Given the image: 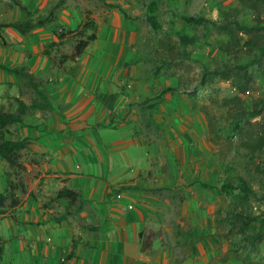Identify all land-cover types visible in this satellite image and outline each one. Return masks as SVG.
<instances>
[{"label": "crops", "instance_id": "crops-1", "mask_svg": "<svg viewBox=\"0 0 264 264\" xmlns=\"http://www.w3.org/2000/svg\"><path fill=\"white\" fill-rule=\"evenodd\" d=\"M20 1L32 11L47 0ZM54 6L60 28L76 33L81 25L72 18L78 12L81 17L80 9L71 0H58ZM129 9L134 11L132 6ZM110 12L101 7L88 15L103 17ZM9 13V21L24 19L17 5ZM129 18L113 23L117 30L112 38V23L98 25L95 40L103 38L110 46H93L87 52L90 42L76 61L61 58L55 64L50 51L44 52L56 41L48 27L28 35L12 27L0 30V65L31 73L51 104V109L30 110L22 123L2 129L5 138L26 141L19 159L25 169L11 176L16 203L0 215L2 264H57L68 253L71 257L65 264H172L160 241L162 208L169 201L159 198V190L114 192L111 188L122 183L151 186L139 183L148 150L124 121L129 107L120 88L122 66L131 56L129 46L138 30L137 22ZM32 92L28 102L25 95ZM35 97L26 77L0 67V109L14 112L17 98L29 104ZM183 137L179 140L192 143L191 137ZM10 169L0 158V193L5 191ZM62 187L79 191L81 198L72 205L55 198ZM201 232L190 256L195 264L212 257L211 240Z\"/></svg>", "mask_w": 264, "mask_h": 264}, {"label": "rangeland", "instance_id": "rangeland-1", "mask_svg": "<svg viewBox=\"0 0 264 264\" xmlns=\"http://www.w3.org/2000/svg\"><path fill=\"white\" fill-rule=\"evenodd\" d=\"M57 1L47 0L31 11V17L35 21L46 20L35 30L48 27L58 32L67 31L60 28L62 24L54 11L58 10L54 6ZM149 1L71 0V3L76 5L81 13V17L79 12L74 14L72 19L75 24L81 25L86 19H93L96 34L98 25L112 23L113 33L111 31L109 35L112 38L117 30L113 23L117 24L120 18H123V21L130 20L122 15L119 8L138 24L135 41L129 46L131 56L128 64L122 66L124 77L120 88L127 96L126 103L129 107L124 121L132 125V135L148 150L147 167L144 168L139 183L153 187L168 185V188L159 190V198L164 202L165 199L169 201L168 204L165 202L162 208L160 241L170 255L172 264H185L192 256V246L200 238V230L204 232H201L203 236L211 240L212 245L209 250L212 257L203 264H264V229L263 238L252 245L229 229L227 223H217V218L227 215L236 201L229 195L202 188L195 181L198 179L220 185L227 180L237 183L238 176H244L250 181L253 189L259 193L263 192L264 147L251 154L242 145L241 137L248 135L246 130L251 129V123H254V133L264 129V66L258 67L254 64L248 69L249 88L244 93L238 91L232 78L222 80L216 77L200 85L203 65L216 64L211 61L215 57L225 58L214 48L217 41L225 39V35L213 28L207 32L201 27L188 28V33L195 32L200 36L197 45L187 48L191 52L189 59L180 58V47L175 35V30L181 25L178 19L180 14L205 15L219 19L218 7L235 6L238 0H158L155 12L161 25L158 29L153 28L146 20ZM129 6H132L135 12L129 9ZM101 7L111 11L110 14L103 17L88 15L94 14V10ZM10 9L9 0H0V21L10 20ZM86 10L89 11L88 14ZM262 17L264 18V14ZM240 18L254 24L253 13L249 10L244 11ZM87 33L89 30L84 36L79 33H67L63 40L56 39L55 45H48L52 63L55 64L58 59L60 61L63 54L70 52L75 41L85 37ZM91 43L87 52H90L93 46L94 49L110 46L103 38ZM246 61V55H241L238 59V63ZM156 67H159L158 74L154 72ZM168 86L172 87L173 91L163 95V99L167 98L166 102L161 103L162 109H158L153 97ZM235 95H239L241 104L235 101L226 102ZM25 98L29 102L33 98V92L25 95ZM154 104L155 107H152ZM254 105H257L260 111L251 117L249 110L253 109ZM236 123L240 127L238 130ZM183 135L191 137L192 143L179 140L184 138ZM6 174V177L10 176V180L11 176L17 177L13 169L8 170ZM157 192L158 190L155 191ZM252 204L255 214L264 210V203L252 200ZM56 206V203H52L55 210ZM191 259L194 260V257L186 264H195Z\"/></svg>", "mask_w": 264, "mask_h": 264}, {"label": "trees", "instance_id": "trees-1", "mask_svg": "<svg viewBox=\"0 0 264 264\" xmlns=\"http://www.w3.org/2000/svg\"><path fill=\"white\" fill-rule=\"evenodd\" d=\"M10 7L14 5L19 6L24 13V19L19 21L0 22V29L3 27H12L23 35H28L38 26H42L44 20L31 17V10L22 4L20 0H9ZM158 7V0H150L147 4L148 13L146 20L150 25L158 29L161 27L157 21L156 10ZM122 15L126 18L129 16L121 9ZM249 10L253 13L254 24H250L240 18V15ZM219 19H213L205 15H192V14H180L178 19L180 20V27L175 30L177 37V45L180 47L179 55L182 59H189L191 52L187 49L190 45H197L200 41V36L193 32L188 33L187 29L201 27L204 31H209L213 28L219 33L225 35V39L219 40L215 43L214 48L218 51V54H223L225 58L216 59L213 61L216 64H205L202 67L199 84L204 85L210 82L212 79L218 77L222 80L232 78L235 82V86L240 93L248 91L250 72L249 68L257 64L258 67L264 66V0H238V4L235 6L223 8L218 7ZM96 24L93 19H86L80 26L76 33L85 35L89 30V33L85 37L78 38L72 45L69 53H65L61 56L64 60L76 61L82 53L85 51L88 44L96 38ZM56 39L63 40L67 33L72 31H56L52 30ZM56 43L55 40L50 42V46ZM45 53H49V50L45 49ZM241 55L248 56V61L245 63H238V59ZM128 62L124 63V66ZM7 73H16L19 76L26 77L30 86L37 94L29 104L23 100L17 98V107L14 112L4 111L0 109V158L7 162L9 168L15 172L25 169V165L21 164L20 157L22 150L26 147L25 139H8L4 137L2 129L8 124L22 123L24 117L30 110L51 109V104L48 100V96L44 89H42L37 82H35L34 76L29 72L18 71L15 68L0 65ZM237 71H234V69ZM156 74L159 72V67L154 70ZM172 87H164L159 93L153 97L154 103H159L163 100V95L167 92H172ZM189 95V94H188ZM191 96V95H189ZM242 103L239 95H235L229 98L226 102ZM151 106V104H148ZM156 104L152 105L155 107ZM151 107V108H152ZM260 109L257 105H254L253 109L249 110L251 117L259 114ZM63 118V117H62ZM238 130L240 127L236 123ZM251 129L246 130L247 136L241 137V142L248 152L254 154L264 147V129L258 133H254V123L250 124ZM7 175V174H6ZM7 186L4 193H0V215L5 212L8 206H12L16 203L14 189L16 188L9 178H6ZM202 188H207L213 192L223 193L233 197L236 204L232 206L229 213L225 216L217 218V223L225 222L229 225V229L235 231L240 235L241 239H245L249 244H256L263 238L262 231L264 229V210H260L258 214L252 211V200L255 202L264 203V182L262 183L263 192L259 193L253 189L250 185V181L244 176H238L237 183H233L231 180L224 181L220 185L208 183L206 181L195 179ZM114 188V192H120L125 189H144L155 191L168 188L167 185L159 186H146L139 185L138 183H122ZM55 198H63L67 200L68 205H72L78 198H81L79 191L70 189L68 187H62L56 191ZM64 217V216H63ZM71 257V253L64 255L57 264H65L66 260ZM2 262V246L0 245V264Z\"/></svg>", "mask_w": 264, "mask_h": 264}]
</instances>
